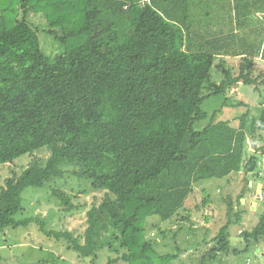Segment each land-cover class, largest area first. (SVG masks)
Masks as SVG:
<instances>
[{
  "label": "trees",
  "instance_id": "16d2710c",
  "mask_svg": "<svg viewBox=\"0 0 264 264\" xmlns=\"http://www.w3.org/2000/svg\"><path fill=\"white\" fill-rule=\"evenodd\" d=\"M205 1L0 0V166L50 151L44 164L34 158L0 184V233L31 225V218H14L24 210L25 189L59 178L65 163L80 165L79 176L106 193L87 212L82 245L68 232L51 234L70 241L77 256L95 260L100 258L97 234L111 226L119 233L114 237L119 248H108L116 256L108 255L105 264L174 262L181 250L162 254L149 237V230L162 238L170 231L149 219L168 225L178 216L190 221L187 203L199 194L195 186L202 180L244 171L241 204L249 190L246 176L264 156V107L257 116L243 112L236 124L218 115L231 106L228 93L240 84L263 97L264 81L253 74L255 58L264 61V14L255 16L261 19L257 25L254 15L242 13L264 0L234 2L239 31L206 28L207 21L226 14L219 13L221 0H215L207 20ZM30 13L43 15L48 33L63 46L61 53L45 54L38 28L27 21ZM217 57L240 58L237 73L221 61L223 78L214 81ZM212 97L221 104L208 114L202 104ZM247 139L255 153L244 161ZM54 195L71 208L68 195ZM226 202L227 223L214 237L207 236L211 240L205 244L215 245L202 264L218 253L238 254L264 242V200L256 226L240 233L242 249L230 245L228 228L239 221H230L231 197ZM209 218L206 213V222Z\"/></svg>",
  "mask_w": 264,
  "mask_h": 264
},
{
  "label": "rangeland",
  "instance_id": "374dc122",
  "mask_svg": "<svg viewBox=\"0 0 264 264\" xmlns=\"http://www.w3.org/2000/svg\"><path fill=\"white\" fill-rule=\"evenodd\" d=\"M27 21L33 27L38 28L41 47L49 58L62 52L63 46L55 38V35L48 33L49 26L41 13H30L27 16ZM222 58L224 60H221L220 57L215 59V67L213 66L212 69L213 79L216 82L223 78L218 67L221 61H224L225 67H230L233 75L238 71L240 58ZM256 61L253 75L258 79L262 78L264 81V61L260 59ZM260 86L263 97L259 96L260 93L254 91L252 87L241 84L230 90L228 98L231 106L223 109V112L219 113L218 119L228 120L232 124H236L239 115L247 110L251 115L257 116L264 107V84H260ZM220 104V98H208L203 102L202 109L211 114ZM208 120L209 117L197 122L194 126L195 129H201ZM245 153L246 159L244 161L248 159V156L255 153L249 139L245 141ZM49 156L50 151L44 148L36 151L31 156L25 155L18 158L15 163L0 166V184H3L4 179L11 175L12 169L19 173L34 158L44 164ZM60 170L62 175L59 178L52 179L45 187L40 189L28 187L25 189L22 195L24 210L15 215L14 218L16 220L31 218L33 221L28 228H9L0 233V264H105L108 255L113 254L108 248L111 245L114 246V250L119 248V243L114 238L119 236V233L113 230L111 226L97 234L96 242L97 250L99 249L98 258H100L95 260L89 257L77 256L76 252L69 249L71 246L70 241L64 238L57 240L51 234L52 232L61 234L62 232H68L82 245L88 227L87 212L91 208L97 207L106 193V190L93 188L91 181L79 176L80 165L65 163L60 166ZM244 178V171H240L231 174L227 178H212L198 182L195 186V192H199V194L194 193L195 196L190 197L188 203L186 201L190 205V221H179L180 217L178 216L176 219L179 222L173 220L174 222L168 225L167 222H161L157 218L149 219L151 225L155 224L159 228L165 229L166 232L170 231L166 234L167 236L164 235L165 237L162 238L156 230H149V237L157 241L160 253H177V250H181L178 258L170 264H202L201 259L215 245L213 242L205 244L211 240V238L207 239V236L214 237L219 233L221 227L227 223L228 205L226 200L228 196L231 197L234 207L233 213L230 215V221L232 223L236 220L239 221L228 228L230 245L232 249H242L243 242L240 233L251 231L256 226L259 215L263 210L261 202L264 199L261 182L264 181V156L258 158L254 172L246 176V179L249 180V190L246 191L243 197V204H237V198L243 190ZM54 191H61L68 195L71 208L65 209L60 204V198L54 195ZM203 198H206L205 202ZM209 198L210 201L206 205L205 203ZM202 203L205 205L202 206V211L199 212L197 208L201 207ZM238 209L242 212L236 214ZM206 213L212 220L209 218L210 220L206 222L204 219ZM100 219L109 225L104 215ZM180 226L183 229L177 231ZM184 234L187 235V238L182 239ZM115 256L116 254H113V257ZM204 264H264V242L262 241L248 251L238 254L218 253L215 260H206Z\"/></svg>",
  "mask_w": 264,
  "mask_h": 264
},
{
  "label": "crops",
  "instance_id": "0c3cea01",
  "mask_svg": "<svg viewBox=\"0 0 264 264\" xmlns=\"http://www.w3.org/2000/svg\"><path fill=\"white\" fill-rule=\"evenodd\" d=\"M207 1V2H206ZM205 4L208 5V10L206 12H203V15L205 16V18L207 19L208 17V13L211 14L212 12V6L214 5L215 0H206ZM248 3H254L256 2V0H246ZM222 4L223 9H221L219 11V13L221 14H226L225 16L223 15V17H221V19L219 21L217 20H212V21H207L208 23V27L209 29H222L224 31H229L230 29H234V31H239V27H238V22L236 21V19L234 18V2H236V0H221L220 1ZM249 6V10H246V13H242V14H250V15H254V22H257V25H259L260 23V18H255V16L257 15H261L264 14V4L262 3H258L257 6H254V4L248 5ZM208 20V19H207ZM246 29L243 28V30ZM261 58L257 57L255 58V62H257L256 60ZM263 61V60H262ZM240 202L243 204L244 199L241 198Z\"/></svg>",
  "mask_w": 264,
  "mask_h": 264
},
{
  "label": "water",
  "instance_id": "95a60500",
  "mask_svg": "<svg viewBox=\"0 0 264 264\" xmlns=\"http://www.w3.org/2000/svg\"><path fill=\"white\" fill-rule=\"evenodd\" d=\"M52 206L54 207V204Z\"/></svg>",
  "mask_w": 264,
  "mask_h": 264
}]
</instances>
